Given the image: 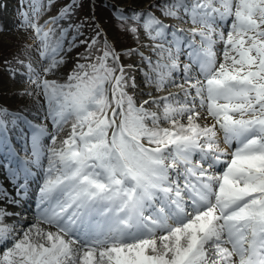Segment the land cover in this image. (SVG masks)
<instances>
[{"label": "snow or ice", "instance_id": "obj_1", "mask_svg": "<svg viewBox=\"0 0 264 264\" xmlns=\"http://www.w3.org/2000/svg\"><path fill=\"white\" fill-rule=\"evenodd\" d=\"M38 4L29 0L21 26L34 31L48 63L43 76L26 66L23 94L43 99L52 129L0 108V139L21 121L31 129V159L10 169L13 191L0 185V264H264V0L150 5L199 27L136 11L128 30L143 28L155 42L151 55L118 53L107 40L97 47V32L80 42L86 54L63 82L48 76L65 63L66 30L53 40L56 29L35 22ZM133 53L146 65L138 69L144 83L163 95L149 91L137 104L129 94L139 86L121 57ZM169 85L179 91L165 92ZM29 164L43 167L44 178L25 228L6 206L27 195Z\"/></svg>", "mask_w": 264, "mask_h": 264}, {"label": "rangeland", "instance_id": "obj_2", "mask_svg": "<svg viewBox=\"0 0 264 264\" xmlns=\"http://www.w3.org/2000/svg\"><path fill=\"white\" fill-rule=\"evenodd\" d=\"M57 1L59 3L55 4ZM91 2V0H50L49 4V0H39L38 6L40 11L36 14L35 22L42 25L44 28L46 27L45 30L48 28H55L56 31L53 35V40L60 35L61 28L66 30L63 36L65 51L61 53L65 58V63L60 65L54 74H50L48 79H56L59 82L66 80L67 73L72 70L76 63L77 54H85L82 50L86 48V45L81 44L80 42L90 41V39L96 35V32L90 34V32L84 31L81 26L82 35L76 34L69 29L70 25L75 22L78 24L79 22H84L82 15L86 12L88 7H91ZM162 2L163 0H98L95 5H93V8L99 9L97 21L102 33V37H99V43L101 40H107L109 45L117 50L118 53L122 54L129 49H138L139 52L151 55V48L147 47V45H151L155 42L151 41L146 36L143 28L137 25L139 31L136 34L128 30L131 25L136 24V22L131 20L130 17L134 12L141 10L154 12L155 15L164 20L165 23L173 24L178 28L190 29L192 27H199V25H192L190 21L186 22L187 17H185L184 20L164 17L156 7H150V5L153 4L160 6L162 5ZM28 3L29 0H0V50H3L0 52V55L4 54L0 63V101H2L0 102V108H6L10 112L22 113L32 124H44L48 127L49 131H51V121L44 119L46 109L41 107L43 99H37L36 97L23 94L24 90L31 87L30 81L27 79L28 69L26 66L31 64L33 68L43 76V69L48 63V61L43 60L40 56L41 42L36 38L34 31L30 27L21 26V21L23 19L21 13L29 12V15L31 16ZM66 6L71 8L68 17L58 19L56 24L46 23L51 17H58L61 10ZM121 14L125 17H129V19H121ZM176 22H180L181 25ZM229 26L230 21L227 24L222 25L225 29V34ZM78 37H82V40ZM73 44L75 45L74 47L72 46ZM216 47L219 48L217 50L219 58V53L222 51L223 45L218 43ZM121 59L125 65L131 64L134 66L133 68H126V71L129 75L136 77V83L139 86V90H133L129 87L128 92L135 97L137 104L142 100L148 99L147 93L149 91H152L153 95H163V93H156L151 86L144 83L143 76L138 69L145 68L146 65L141 62L140 56L137 53H133L130 56L122 55ZM153 59H155V56H153ZM179 59L180 62L185 61L182 54ZM170 91L178 92L179 89L174 85H169L165 89V92ZM148 107L154 108L152 105H149ZM70 123L71 122L64 126L65 130L60 133V139H63L70 131ZM8 133L11 140L14 143H17L18 146H21L22 152H24V158L30 160V127L21 121L18 122L15 128L10 127ZM43 144L46 152L47 147L50 144L49 139H45ZM5 150V144H3L2 147L0 146V185L7 188L9 191H13L10 169H15L16 166H6L9 164V161L6 160ZM8 157L10 160L11 157ZM42 165L43 167L47 166L46 156L42 159ZM28 167L32 169V172L36 177L35 180H37V185L30 188L33 193L30 197L29 206L34 208V220H27V223L24 224L25 228L35 222L37 195L39 186L44 178L43 167L38 168L31 164H29ZM30 180L32 181V179ZM0 206L5 205L0 203ZM6 207L9 211L18 212L20 216L24 215V217H26L27 215H31L30 210L27 209L24 204L7 205ZM18 218H13V220ZM13 220H8L7 222L12 223ZM44 227L48 226L44 225ZM0 251H2V249H0Z\"/></svg>", "mask_w": 264, "mask_h": 264}, {"label": "trees", "instance_id": "obj_3", "mask_svg": "<svg viewBox=\"0 0 264 264\" xmlns=\"http://www.w3.org/2000/svg\"><path fill=\"white\" fill-rule=\"evenodd\" d=\"M94 3H96V1L97 0H92ZM87 3H88V1H87ZM90 8L88 7L87 9H86V12L84 13V15H82L83 17H86V19L87 20H89V22L92 24V28L93 29H95L96 28V25L94 24V21H95V19H94V17L95 16H92V19H91V15H90V10H89ZM91 11H92V9H91ZM98 12V10L96 9V11H95V13H97ZM93 15V14H92ZM87 16H89V18L87 17ZM91 20V21H90ZM80 25H81V23H79ZM3 50H0V52H2ZM3 57H4V54L3 55H0V63H1V60L3 59Z\"/></svg>", "mask_w": 264, "mask_h": 264}, {"label": "bare ground", "instance_id": "obj_4", "mask_svg": "<svg viewBox=\"0 0 264 264\" xmlns=\"http://www.w3.org/2000/svg\"><path fill=\"white\" fill-rule=\"evenodd\" d=\"M44 29H46V27L44 28ZM198 41H199V38L197 37V43H198ZM217 46V45H216ZM184 51L186 52V49H184ZM187 52H186V54H183V55H185V59H186V62L185 63H188V59H187ZM185 63H183V64H185ZM181 64H182V62H181ZM194 71H195V69H194ZM181 75H182V69H181ZM171 92V91H170ZM164 94V93H163ZM209 123H211V121H208ZM223 144V143H222ZM224 146H226V145H224ZM227 147V146H226ZM30 179H32V176L31 177H29L28 178V182H31V180ZM24 198H22L21 199V204L23 203V200ZM32 200V199H31ZM27 219L28 220H30V219H32L30 216H27L26 217V220H25V223L24 224H26L27 223ZM24 226V225H23Z\"/></svg>", "mask_w": 264, "mask_h": 264}]
</instances>
